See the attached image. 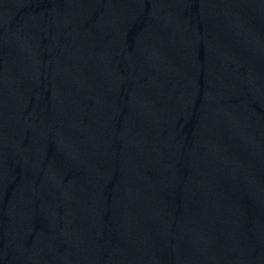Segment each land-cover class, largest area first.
<instances>
[{
  "label": "water",
  "instance_id": "obj_1",
  "mask_svg": "<svg viewBox=\"0 0 264 264\" xmlns=\"http://www.w3.org/2000/svg\"><path fill=\"white\" fill-rule=\"evenodd\" d=\"M0 264H264V0H0Z\"/></svg>",
  "mask_w": 264,
  "mask_h": 264
}]
</instances>
